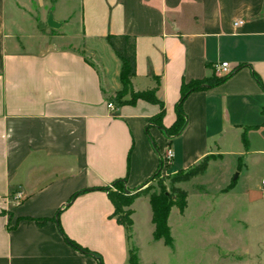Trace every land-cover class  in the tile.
Here are the masks:
<instances>
[{
	"label": "crops",
	"instance_id": "crops-1",
	"mask_svg": "<svg viewBox=\"0 0 264 264\" xmlns=\"http://www.w3.org/2000/svg\"><path fill=\"white\" fill-rule=\"evenodd\" d=\"M109 34L135 37L132 88L155 89L164 127L176 119L183 81L209 77L223 61L232 72L188 94L186 123L169 136L151 122L158 104L116 103L121 62ZM168 149L172 174L212 155L194 178L227 156L237 177L251 155L264 158V0H0V264H127L132 245L146 262L137 219L146 215L153 238L143 190ZM263 176L251 199H264ZM229 177L218 194L234 189ZM123 178L128 190L141 186L129 235L108 195Z\"/></svg>",
	"mask_w": 264,
	"mask_h": 264
},
{
	"label": "rangeland",
	"instance_id": "rangeland-1",
	"mask_svg": "<svg viewBox=\"0 0 264 264\" xmlns=\"http://www.w3.org/2000/svg\"><path fill=\"white\" fill-rule=\"evenodd\" d=\"M38 28L36 30L41 32ZM41 30L47 31V35L50 31L56 33L51 28ZM56 41L60 45L73 43L64 38ZM243 163L238 168L241 170L239 177L234 157L227 156L223 165L188 181H174L175 173L167 167L150 179L143 190L148 200L162 191L175 196V190L179 189L187 194V208L182 219L177 208H173L175 213L170 218L172 245L153 239L146 215L139 212V242L146 262L139 261L142 264H264V199H251V193L257 190L264 174V158L251 155ZM229 176L238 178L234 189L224 195L218 194V186H223Z\"/></svg>",
	"mask_w": 264,
	"mask_h": 264
},
{
	"label": "trees",
	"instance_id": "trees-1",
	"mask_svg": "<svg viewBox=\"0 0 264 264\" xmlns=\"http://www.w3.org/2000/svg\"><path fill=\"white\" fill-rule=\"evenodd\" d=\"M106 40L116 56L121 62L120 70V80L122 83V90L116 94V103L118 105L122 104H134L138 99H143L148 102L156 103L160 107V111L151 119V122L158 124L167 135L179 134L186 123V117L182 110V103L185 98L191 92L199 89H204L211 87L225 81L231 73L227 75H217L215 72L209 76L202 79H194L188 82H182L180 87V97L176 103V119L170 127H164L161 124V118L164 115V105L163 102L157 98L155 94V89L135 91L132 88L131 79L136 74V41L135 37L131 35L121 34H109L106 36ZM128 93L129 97L125 98V94ZM243 142L246 144V138L243 136ZM212 155L205 156L196 165L191 166L185 170H179L175 173L174 181H188L191 177L202 174L205 172L208 160ZM160 171L158 170L153 177L158 175ZM152 177V178H153ZM125 179H117L113 182L115 190H108L109 198L114 206V211L112 216L116 217L118 223L123 224L128 232L132 226L130 205L132 204L135 197L141 192V186L128 190L124 187ZM236 182V179L232 182V185ZM231 188V184L226 187L225 190ZM103 189V188H102ZM176 195L172 196L165 191L159 194H153L149 198V203L151 207V221L153 223V238L162 239L167 245L173 244V238L170 234V227L168 225V216L172 206H176L180 212H183L187 205V194L182 190H175ZM62 232V231H61ZM62 234H64L62 232ZM66 240L71 243L76 248L84 251L90 252L86 247L82 246L72 238L64 234ZM100 264H103L102 261ZM127 264H142L137 255V248L131 246L129 250V256ZM147 264V263H143Z\"/></svg>",
	"mask_w": 264,
	"mask_h": 264
},
{
	"label": "built area",
	"instance_id": "built-area-1",
	"mask_svg": "<svg viewBox=\"0 0 264 264\" xmlns=\"http://www.w3.org/2000/svg\"><path fill=\"white\" fill-rule=\"evenodd\" d=\"M241 23H242V21H236V22L234 23V25H238V24H241ZM215 69H216V73H217V75H220V76L227 75V74H229V73L232 72V68L229 66L228 62H226V61H223V62L217 64V65L215 66ZM107 106H108L109 108H113V105H112L111 102H109ZM172 158H173V152H172L171 149H168V150L164 153V155H163V157H162V165H163V169H164L168 164H170ZM262 185H264V176H263V178H262ZM20 197H21V193H19V192L15 193V196H14L15 200L18 201V200L20 199Z\"/></svg>",
	"mask_w": 264,
	"mask_h": 264
},
{
	"label": "water",
	"instance_id": "water-1",
	"mask_svg": "<svg viewBox=\"0 0 264 264\" xmlns=\"http://www.w3.org/2000/svg\"><path fill=\"white\" fill-rule=\"evenodd\" d=\"M52 22H53V21H52V16L49 15L47 23H48L49 25H52V24H53ZM235 178H236V177H235ZM235 178H234V179H235Z\"/></svg>",
	"mask_w": 264,
	"mask_h": 264
}]
</instances>
